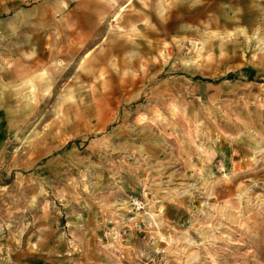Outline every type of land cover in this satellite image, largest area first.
Segmentation results:
<instances>
[{
  "label": "rangeland",
  "instance_id": "obj_1",
  "mask_svg": "<svg viewBox=\"0 0 264 264\" xmlns=\"http://www.w3.org/2000/svg\"><path fill=\"white\" fill-rule=\"evenodd\" d=\"M0 264H264V0H0Z\"/></svg>",
  "mask_w": 264,
  "mask_h": 264
}]
</instances>
